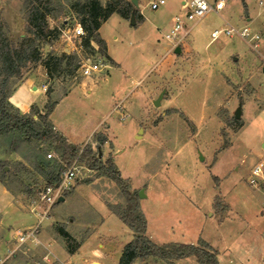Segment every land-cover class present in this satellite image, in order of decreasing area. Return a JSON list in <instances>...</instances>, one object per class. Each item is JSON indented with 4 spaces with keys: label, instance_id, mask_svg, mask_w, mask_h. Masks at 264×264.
<instances>
[{
    "label": "rangeland",
    "instance_id": "rangeland-1",
    "mask_svg": "<svg viewBox=\"0 0 264 264\" xmlns=\"http://www.w3.org/2000/svg\"><path fill=\"white\" fill-rule=\"evenodd\" d=\"M136 1L141 22L131 24L112 14L100 27V36L117 67H110L93 81L77 73L46 75L39 83L46 87V103L69 93L59 112L84 136L102 124L91 139L77 145L83 147L95 141L96 135L105 136L109 144L100 146V157L113 160L115 155L114 163L128 180L129 189L137 196L143 191L138 202L147 220V233L155 242L195 244L199 238L207 239L221 252L222 264H239L238 260L264 264V185L261 181L248 183L252 166L264 155V5L259 4L264 0H224L220 11L209 12L197 22L188 21L190 31L176 45L178 53L164 34L173 15L182 14L179 1L166 0L156 10L148 5L150 0ZM23 3L0 0V18L12 42L25 34ZM61 3V13L48 17L49 29L58 31L40 41L42 57L50 52L61 54L67 43L58 28H72L78 22L70 7L72 2ZM226 24L259 32V49L254 50L248 40L237 35L221 34L212 39L211 32ZM72 44L89 52L83 39L72 38ZM39 65L43 66L41 61L23 67L21 78L10 80V88L14 90L31 73L39 78L43 69ZM139 79V89L128 98L133 82ZM91 83L95 84L91 91L83 92L81 88L87 89ZM238 108L240 116L234 118ZM8 142V137H0V160L10 170L13 201L27 210L42 178L18 153L34 149L51 159L47 154L55 152L47 141L31 139L21 143L18 152L11 151ZM116 146L118 154L114 152ZM79 173L64 194V199L72 191L77 194L71 210L87 217L90 213L82 202L98 211L104 205L102 197L106 203H125L119 188L107 177L97 176L94 169L87 171L85 166ZM79 197L84 200L80 202ZM127 230L123 224L109 229L98 225L95 237L111 235V242L118 244L130 239ZM53 240L49 259L60 264H90L100 250L97 239L81 243L75 253H68L60 236ZM114 250L112 247L111 253L116 254ZM8 251L7 243L0 245L1 258ZM5 264L27 262L20 254H10ZM177 264L198 263L189 256L178 259Z\"/></svg>",
    "mask_w": 264,
    "mask_h": 264
},
{
    "label": "trees",
    "instance_id": "trees-1",
    "mask_svg": "<svg viewBox=\"0 0 264 264\" xmlns=\"http://www.w3.org/2000/svg\"><path fill=\"white\" fill-rule=\"evenodd\" d=\"M71 9L77 16L85 35L82 38L84 46L93 52L91 41L98 45V51L108 62L114 61L106 53V43L100 37L98 29L112 14L130 20L135 17V23L143 20L141 13L131 0H68ZM61 0H24L23 14L25 19V34L12 42L4 30V22L0 18V137H8L9 149L18 152L21 143L31 139L49 142L60 161L51 157L45 158L44 153L32 149L30 153H18L48 184L59 180L62 163L70 164L75 158L97 172V176H105L119 188L125 203H107L109 209L133 232L130 241L124 244L118 264H132L136 259L147 257L158 258L173 264V261L194 256L198 264H218L216 250L205 240L199 238L197 243L166 242L155 244L146 234L147 221L142 212L138 196L129 189L128 180L123 178L110 157L105 160L93 151L91 144L83 147L72 144L60 133L54 130L49 118L56 102L47 101L45 110L30 108L28 113H20L8 100L13 89L10 80L21 78V69L28 64L42 62L46 75L51 78L60 73H75V55L62 52L59 55L48 53L42 57L39 46L41 40L50 38L57 29H49L48 17L61 13ZM58 31V30H57ZM15 84V83H14ZM48 96V91H47ZM235 118V117H234ZM105 136L96 135L95 142L102 144ZM22 167L24 163L21 162ZM7 163L0 160V182L11 192L8 179L10 170L5 169ZM56 233L63 239L68 253H73L79 242L61 226H55Z\"/></svg>",
    "mask_w": 264,
    "mask_h": 264
},
{
    "label": "crops",
    "instance_id": "crops-1",
    "mask_svg": "<svg viewBox=\"0 0 264 264\" xmlns=\"http://www.w3.org/2000/svg\"><path fill=\"white\" fill-rule=\"evenodd\" d=\"M259 4L264 5L263 1H260ZM225 26H230V25L226 24ZM100 27L98 29L99 35H100ZM106 53L114 61V63L110 62L111 68L117 67L118 65L117 61L112 56L109 55L107 49H106ZM39 67L43 68L41 72L42 73L41 76L38 78L34 73H31L27 77H24L22 81H20L18 84L15 85V89L11 92L8 98L9 102L20 113H28L32 106L36 107L40 112H43L44 106L46 104V96L39 83H41L42 78L43 79L46 78V70L42 65H39ZM262 70L264 71L263 67ZM141 81L142 80L139 79L133 82V85L127 95L128 98L129 97L132 98L135 95L137 89H139L138 84H140ZM94 85L95 84L91 83V85L87 89L84 87H82L81 89L83 90V92L89 93L91 91L90 88L93 87ZM68 99H69V93L62 96L59 100H57L53 110L49 114V118L54 126V130L60 133L62 136H64L68 142L72 144H81L87 141L88 139H91L96 133H98L102 128V124L91 129L89 134H86L85 136L84 133H81L80 130L71 127L65 121V117H63V115L61 114L62 112H59V108L61 104L65 102V100L67 101ZM156 101L158 100L156 99L154 103ZM109 129L110 127L106 129L107 135H109ZM263 142L264 139L262 143ZM119 151L120 149L116 146L114 152L117 153ZM114 156H113V162H114ZM118 171L120 172L119 169ZM75 197H77V194L74 193V191H72L67 198L56 203L45 216H40L37 213L31 212L29 208L27 210H24L19 205H17L15 201H13V195L0 182V245L7 243V246H9V250L12 251V254L13 255L20 254L23 260L27 262V264H53V263L60 264L59 261L52 262L49 259V255L52 254L49 247L54 241L53 237L59 236L55 231V226L58 225L61 226L64 230H66L68 233H70L79 242L78 248L73 253L78 251L81 243L83 242L85 243L97 239L100 250L95 252V257H93L90 260V264H118L123 246L125 243H127L132 239L133 232L119 219V217L116 214H114L109 209L103 197L102 199L104 201V205L100 207L99 211L93 206H91V204L82 202L83 205H85L86 208L89 210L90 216L87 217L78 214L74 210H71V204L74 201ZM83 200H84L83 198L79 197L80 202ZM32 220L35 221L33 222ZM43 221H48L47 225L43 226L42 225ZM122 224L128 228L127 234L129 235V237L131 235L130 239L127 242H123V240H121L118 242V244L113 243L111 242L112 239L111 235H108L105 238H101V236L95 237L96 229L98 225H102V226L105 225L109 229L112 226L117 228L119 226H122ZM31 227H33L34 229L33 234L28 236L24 240V242L20 244L18 241V233L21 231L28 230ZM147 230H148V225L146 227V234L152 242H154L155 244H162L155 242L154 238L147 233ZM100 239L104 241H101ZM205 241L208 242L214 249L217 250L218 264H222L223 256L219 251V249L217 248V246L215 245V243H211V241L207 239ZM180 243H184V242H180ZM112 247H115L114 252L116 254L111 253ZM242 259L244 260L245 257ZM242 259L240 260L242 261ZM187 260L193 262V260L190 258ZM68 262L64 264H68ZM174 262L177 264L178 259L175 260ZM236 262L242 264L239 260ZM132 264H167V263L162 259L147 257L144 259H136Z\"/></svg>",
    "mask_w": 264,
    "mask_h": 264
},
{
    "label": "built area",
    "instance_id": "built-area-1",
    "mask_svg": "<svg viewBox=\"0 0 264 264\" xmlns=\"http://www.w3.org/2000/svg\"><path fill=\"white\" fill-rule=\"evenodd\" d=\"M180 3L181 13H177L172 17V24L164 34V38L171 43L174 48L176 45L186 37L189 33L190 27L187 22H197L201 20L205 15L212 11H220L223 9L225 3L224 0H178ZM166 3V0H150L148 5L151 9L156 10ZM61 32V38L66 41V47L62 49V52L75 55V73L89 78L92 81L97 80L98 77L111 67L107 59L98 51V45L91 41L93 52L84 51L82 46L76 47L72 44V38L81 40L85 32L82 26L76 22L72 28H58ZM225 34L227 36L237 35L242 39L248 40L250 46L254 50H258L260 47L261 34L259 32H251L247 27L240 29L233 26H224L220 29H215L211 32L212 39L217 38L219 35ZM264 68V54H261ZM46 89L45 86L42 87ZM264 113V108H263ZM264 143V142H263ZM262 143V145H263ZM92 149L96 147L98 155L101 156V145H108V140L99 144L95 141L91 142ZM263 147V146H262ZM264 151V150H263ZM48 157H53L60 161L59 157L55 153H48ZM85 169L91 171L92 169L87 167ZM81 161L75 158L70 164L62 163L61 170L59 172V180L55 183L48 184L42 181V184L37 186L34 190L33 197L29 199L28 208L31 212L37 213L40 216H45L51 209V207L64 199V194L68 192L73 186L76 177L80 176L79 169L84 167ZM258 181H261L264 185V155L252 166L250 171V177L248 183L250 185H256ZM33 227L28 230L18 233L19 243H23L24 240L33 234ZM12 254L9 250L8 254L4 257H0V264H5L7 257ZM68 264H77L76 262H68Z\"/></svg>",
    "mask_w": 264,
    "mask_h": 264
},
{
    "label": "water",
    "instance_id": "water-1",
    "mask_svg": "<svg viewBox=\"0 0 264 264\" xmlns=\"http://www.w3.org/2000/svg\"><path fill=\"white\" fill-rule=\"evenodd\" d=\"M131 1H132V3H133L135 6L137 5V1H136V0H131ZM130 21H131V24H134V23H135L133 17L130 19ZM179 50H180V48H179V47H176L175 52H179ZM155 104H158V101H156ZM239 116H240V109L238 108V109L235 111L234 117H235V118H239ZM262 146L264 147V143H263ZM138 196H139V197H143V196H144L142 190H139V191H138Z\"/></svg>",
    "mask_w": 264,
    "mask_h": 264
}]
</instances>
